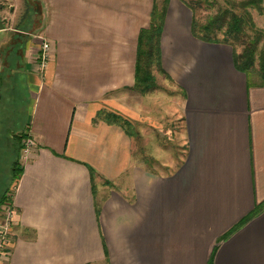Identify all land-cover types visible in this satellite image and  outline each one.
I'll list each match as a JSON object with an SVG mask.
<instances>
[{
    "label": "crops",
    "instance_id": "0c3cea01",
    "mask_svg": "<svg viewBox=\"0 0 264 264\" xmlns=\"http://www.w3.org/2000/svg\"><path fill=\"white\" fill-rule=\"evenodd\" d=\"M0 1V77L25 81L34 99L0 264H264V206L225 236L264 204V84L235 67L230 45L194 36L191 9L169 0L160 52L175 92L149 95L144 114L132 87L154 0ZM168 103L182 143L169 171L98 117L150 124Z\"/></svg>",
    "mask_w": 264,
    "mask_h": 264
},
{
    "label": "rangeland",
    "instance_id": "374dc122",
    "mask_svg": "<svg viewBox=\"0 0 264 264\" xmlns=\"http://www.w3.org/2000/svg\"><path fill=\"white\" fill-rule=\"evenodd\" d=\"M161 1V0H159ZM194 8V15L197 21L203 23L209 15H213L215 12L224 8H239L246 4L247 9L251 16L252 22H247L244 27L243 33L238 40H235V48L237 53H240L243 49V45L252 39L258 37L256 60L254 67L250 70L249 76L254 81H260L258 73V54L264 48V0L259 5L247 4L248 0H185ZM1 3V1H0ZM10 3H20L19 0H12ZM31 3L33 1L31 0ZM35 2L32 4L34 5ZM8 6L9 4H4ZM258 6L260 8H258ZM39 8V7H38ZM4 13L2 14V17ZM6 17V16H4ZM33 30H40L42 20H36ZM155 79V88L149 92L143 94L144 101L142 111L147 114L149 108V95L157 98L164 97L165 95L171 96L175 92L174 85L170 83L163 74L156 69L152 71ZM14 75L3 77V81L6 80V85L0 87V93L2 98L0 100V149L6 148V142L15 135L27 132L31 123V110L34 99L31 91L25 81H14ZM0 95V96H1ZM160 108V107H158ZM173 108L172 103L163 105L161 110L157 109L158 116L164 114L165 111H169L168 117L161 116V121H152L150 124L148 121L134 124L135 136V151L134 155L140 158L142 161L150 166L155 167L157 163L162 171H169L175 166L179 156L181 155V142L179 141V133L181 124L178 116L172 115L171 110ZM145 116V115H144ZM160 118V117H159ZM145 120V119H144ZM143 120V121H144ZM167 122L169 129L167 134H164L157 126L163 125ZM26 138L23 139L26 140ZM21 141V147L18 150V156L13 151L11 146L6 155L0 154V195L3 191H6L8 198L12 197L14 191V178L16 177L18 170L13 166V162L16 160L18 166L20 165V159L23 156L24 144ZM163 163H168L167 166H163ZM162 166V167H161ZM156 168V167H155ZM158 168V167H157ZM13 208L10 202H5L0 207V261L4 258L9 250L10 242L13 239L12 236V216Z\"/></svg>",
    "mask_w": 264,
    "mask_h": 264
},
{
    "label": "trees",
    "instance_id": "16d2710c",
    "mask_svg": "<svg viewBox=\"0 0 264 264\" xmlns=\"http://www.w3.org/2000/svg\"><path fill=\"white\" fill-rule=\"evenodd\" d=\"M192 11V32L194 36L202 39L206 42L212 43H225L233 48V59L235 67L249 75L250 70L254 67L256 60V51L258 44V37L246 42L243 45V49L240 53L236 51L235 40L240 38V35L244 31V27L247 22L251 21L250 13L247 9L246 4L239 8H224L213 15H209L207 19L200 23L197 21L194 15V8L188 4L185 0H182ZM262 0H248L247 4L259 5ZM169 0H154L152 11L150 13V21L147 27H143L140 30L137 44V59H136V69H135V81L132 89L145 94L155 88V79L152 73L153 69L163 74L167 79L171 80L169 75L163 70L161 64V52H160V37L162 33L164 17L168 8ZM258 8H260L258 6ZM7 49L5 46L0 48V53L6 54ZM17 52V50L15 51ZM15 55V54H14ZM13 56V55H12ZM16 58V57H15ZM258 73L260 76V83L264 84V48L259 51L258 54ZM12 66L17 65L16 60L11 62ZM11 65L8 68L12 67ZM10 72V70H7ZM9 75V73H6ZM14 81H18V77H14ZM3 76L0 77V86L2 85ZM6 85V83H5ZM99 118H102L110 124H118L126 129L130 135L136 136L137 133L134 132V127L132 123L112 112L102 111L98 114ZM29 138L27 132H22L15 135L12 140L9 139L6 142V148L0 149V154L4 153L6 155L9 151V147L16 152L18 156V150L21 147V141L24 138ZM1 145V143H0ZM1 148V147H0ZM8 149V151H7ZM12 168L17 167L18 173L14 180H17L22 173V167L15 160L13 162ZM91 179L93 180L95 176V171L93 168L89 167ZM10 202L12 204V197L8 198L6 196V191L0 195V207L5 202ZM264 204L261 206H255L253 211L240 221L234 228H232L225 236L229 235L238 226L245 223L248 219L255 216L263 208ZM224 236V237H225Z\"/></svg>",
    "mask_w": 264,
    "mask_h": 264
},
{
    "label": "built area",
    "instance_id": "2783aa9c",
    "mask_svg": "<svg viewBox=\"0 0 264 264\" xmlns=\"http://www.w3.org/2000/svg\"><path fill=\"white\" fill-rule=\"evenodd\" d=\"M49 50V45L44 42L42 44V51L40 54V61L41 64L43 65L45 63V61L47 60V51ZM1 95V93H0ZM24 144V149H23V156L24 158H27L31 155L32 149L34 147V143L32 142V140L30 138H27L26 140L23 141Z\"/></svg>",
    "mask_w": 264,
    "mask_h": 264
}]
</instances>
